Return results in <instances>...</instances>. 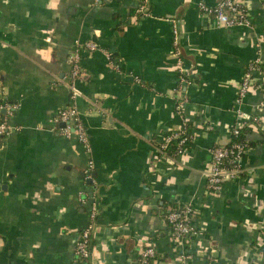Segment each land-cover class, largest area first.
Segmentation results:
<instances>
[{"label": "crops", "instance_id": "0c3cea01", "mask_svg": "<svg viewBox=\"0 0 264 264\" xmlns=\"http://www.w3.org/2000/svg\"><path fill=\"white\" fill-rule=\"evenodd\" d=\"M199 1L216 0H147L143 15L138 0H0V264H80L90 195L92 264L135 263L145 241L179 264L163 212L183 204L199 230L186 244L190 264H264V0H244L249 25L239 27L217 24ZM177 16L183 66L195 73L183 101ZM86 41L95 48L79 49L73 78L69 54ZM256 59L255 86L237 102ZM67 105L87 146L53 120ZM185 121L193 142L163 154L164 134ZM243 121L239 176L212 193L210 151Z\"/></svg>", "mask_w": 264, "mask_h": 264}, {"label": "built area", "instance_id": "2783aa9c", "mask_svg": "<svg viewBox=\"0 0 264 264\" xmlns=\"http://www.w3.org/2000/svg\"><path fill=\"white\" fill-rule=\"evenodd\" d=\"M198 8L202 13H206L217 23L225 27H239L248 26V14L244 0H220L214 6H208L204 2H198ZM147 0H138V5L135 9L136 15H143L147 11ZM173 30V55L175 57V65L181 75L178 76V87L179 90L182 85V98L181 101L185 100V88L188 84L194 81V76L189 73L186 77L183 73L188 71V68L183 66V55L180 50L177 36V28L175 19L172 21ZM84 48L92 50L95 48V43L92 41L77 42L76 47L69 54V61L71 62V76L73 78L81 75L82 70L79 65V49ZM260 61L256 59L254 64L249 67V71L243 73L240 81L238 96L236 101L240 102L242 97L247 93L249 89L255 86L252 81L250 69L254 65H259ZM259 85L257 84V87ZM72 89V96L76 94V89L73 85H70ZM180 101V100H179ZM54 122H64L65 126L62 127V131L69 133L70 131L75 132L78 135L80 141L87 146L86 132L83 128L82 122L79 118V113L75 106L67 105L54 116ZM245 121L239 125H235L231 128L230 132L234 135L239 133V127L244 125ZM6 132V124L4 121L0 122V134ZM185 131L183 128L177 129L173 134L163 137V141L160 143L159 150L162 151L169 140L172 137L184 135ZM185 136L179 140L178 144L182 145ZM248 145L245 140H230L226 144H218L213 146L210 151V160L207 163L206 169L204 170V176L206 179V186L212 193L220 190L222 184L229 179H233L239 176L240 168L238 167V160L241 156L246 153ZM184 150L179 147L176 154L182 153ZM92 168V162L89 161L85 168V173L90 174ZM92 202L88 210V222L80 230L79 237L74 243V254L76 260L80 264H92V231L96 225V219L98 216V206L94 201V195H90ZM195 211L191 205L183 204L180 207H170L164 215L169 223H166L169 232L170 241L173 243V250L177 254L179 264H190L189 259L191 254L186 250V244L188 239L198 233V226L194 223ZM164 255L160 253L158 248L151 242L145 241L138 249L137 259L135 264H171Z\"/></svg>", "mask_w": 264, "mask_h": 264}, {"label": "trees", "instance_id": "16d2710c", "mask_svg": "<svg viewBox=\"0 0 264 264\" xmlns=\"http://www.w3.org/2000/svg\"><path fill=\"white\" fill-rule=\"evenodd\" d=\"M133 13H135V9L133 10ZM191 72L190 69H188V71L186 73H183L184 76H188L189 73ZM190 74H192L194 76V79H195V73L194 72H191ZM181 75V73L178 72V76ZM183 86L182 85L180 87V89L182 90L183 89ZM179 88V87H178ZM180 99L177 100V102L179 101ZM249 124V123H248ZM179 128H183L185 133L184 135H179V136H176V137H172L169 142L167 143V146L162 150L163 154H166V155H176V151L179 147H181L183 150L187 149L191 143L193 142L192 138H193V129H194V126L188 122V121H185L181 124L180 127H178L177 129ZM251 128V125H247V124H244L242 127H239V133L234 135L230 132V140H238V141H243L245 140L244 137H245V132L247 130H249ZM177 129H173V130H170L168 132H166L164 134V137L167 136V135H171L173 134ZM185 136V139L182 143V145H179L178 142L180 139H182V137ZM229 140V141H230ZM163 141V140H162ZM161 141V142H162ZM158 146H160V144H158ZM181 205H173L172 207H180ZM168 211L167 210H164L163 212V215L166 214V212ZM166 223H169L168 220H166ZM93 243V239H91V244Z\"/></svg>", "mask_w": 264, "mask_h": 264}, {"label": "water", "instance_id": "95a60500", "mask_svg": "<svg viewBox=\"0 0 264 264\" xmlns=\"http://www.w3.org/2000/svg\"><path fill=\"white\" fill-rule=\"evenodd\" d=\"M219 2H220V0H216L215 3L213 5H211V6H214L217 3H219ZM175 23H176V28H177L178 43H179V46H180V50L182 52V48H181L180 41H179V39H180V31H179L180 27H179V19H178V16L175 17ZM182 54H183V52H182ZM61 124L64 125L65 123H61ZM132 264H135V263H132Z\"/></svg>", "mask_w": 264, "mask_h": 264}]
</instances>
